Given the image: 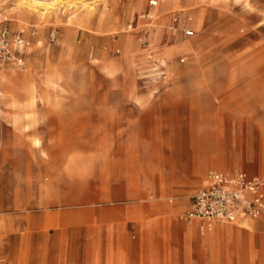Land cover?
Returning a JSON list of instances; mask_svg holds the SVG:
<instances>
[{
    "label": "rangeland",
    "instance_id": "374dc122",
    "mask_svg": "<svg viewBox=\"0 0 264 264\" xmlns=\"http://www.w3.org/2000/svg\"><path fill=\"white\" fill-rule=\"evenodd\" d=\"M41 1L0 0L28 41L23 64L0 59V224L56 215L45 234L8 228L0 264H264V213L203 246L176 218L93 232L97 212L135 201L147 221L161 204L188 221L212 170L264 176V0Z\"/></svg>",
    "mask_w": 264,
    "mask_h": 264
},
{
    "label": "built area",
    "instance_id": "2783aa9c",
    "mask_svg": "<svg viewBox=\"0 0 264 264\" xmlns=\"http://www.w3.org/2000/svg\"><path fill=\"white\" fill-rule=\"evenodd\" d=\"M24 32L25 29L15 31L11 28L0 2V59L24 63L21 54L28 44ZM263 213V177L244 170H212L192 195L191 206L183 217L200 220V231L206 234L217 222H239Z\"/></svg>",
    "mask_w": 264,
    "mask_h": 264
},
{
    "label": "crops",
    "instance_id": "0c3cea01",
    "mask_svg": "<svg viewBox=\"0 0 264 264\" xmlns=\"http://www.w3.org/2000/svg\"><path fill=\"white\" fill-rule=\"evenodd\" d=\"M139 170H142V167H139ZM205 172V166H201L199 169L195 170V174L190 178V180L192 181V183L196 184L199 183V181L201 180V178L203 177ZM254 175H259L261 177L264 178V176H262L259 173H252ZM129 183H128V190H127V194L131 197V196H138L140 197L141 195H143L144 190L147 187V179L146 178H142L140 177H136V176H132L128 178ZM188 189L184 190L182 188L178 189V192H183V191H187ZM100 193L105 195H108L109 192L107 191V188L105 186H101L100 187ZM104 198V197H102ZM191 201L192 198L190 200L189 206L188 208L191 206ZM151 207H153L152 205L142 202V201H135V202H131L128 203L124 206H120V207H107L105 210H107L106 214L104 212H97L95 214V219L97 220L96 225L93 227V232H94V236L96 238V242L97 245L99 244L98 242V238L102 237L103 235H106L109 237V235L112 233H114V225L113 222L114 221V216H120L122 220V222L127 223V222H131L132 220H137L139 223H141V226H139L138 228L141 229H145V235H151L152 229H154V227L159 226L162 223V218H166L167 217L169 219H174L176 218V222L178 225V229H182L184 230V234H185V238L186 241L189 242L190 238L195 239L198 245H207L210 242L215 241L216 239H218L224 232L228 231L232 226L227 225L226 223H222V222H217L215 224V230L211 233V238L210 240H208V236H209V232L206 234H202L200 231V220L198 219H187L183 216H181L182 219H186L188 221H184V220H180L179 217L177 216L180 209L183 208L182 205H169V204H161L158 205L156 207H158L157 209H155L158 213L157 215H154L153 218H151L150 220H146L145 215L147 212H149L151 210ZM187 208V209H188ZM186 209V210H187ZM104 210V209H103ZM183 211L184 212L186 211ZM116 212V213H114ZM53 215L55 216L56 214L52 211L50 212H45L43 214H41L40 218L38 219V221H28L27 223H24L20 220L18 221H14L13 223L9 224L8 223H4L0 224V231L2 232L1 236H0V244H3L5 242H8V240L5 238V236H3L4 232H6V230L8 228L11 229V233L13 232H18V231H22V230H26L28 235H33L36 234L40 231H42L43 234H45L46 229H48V225L51 224V218L53 217ZM73 218H75L74 214H71ZM50 220V221H49ZM246 219L241 220V225L244 226H249V227H253L254 225H257L259 223H257L256 221H245ZM240 222V221H239ZM123 223V224H124ZM75 226H72V229H74ZM50 229V228H49ZM197 229L199 231V233L201 235H205L202 239L199 240V238L197 237ZM223 230V231H222ZM49 233H51V231L49 230ZM216 233H218L216 235ZM60 231L56 230L55 231V236L59 235ZM215 234V236H214ZM113 250V246L111 244V242H109V240L107 241V251ZM55 257L58 260H63V258H69V257H73L71 255H68L65 251L59 249L57 251V254L55 255ZM44 259H47L48 256L46 254L43 255Z\"/></svg>",
    "mask_w": 264,
    "mask_h": 264
},
{
    "label": "bare ground",
    "instance_id": "6f19581e",
    "mask_svg": "<svg viewBox=\"0 0 264 264\" xmlns=\"http://www.w3.org/2000/svg\"><path fill=\"white\" fill-rule=\"evenodd\" d=\"M22 2L25 3L29 8H34L36 6L44 4V2H42L41 0H22Z\"/></svg>",
    "mask_w": 264,
    "mask_h": 264
}]
</instances>
